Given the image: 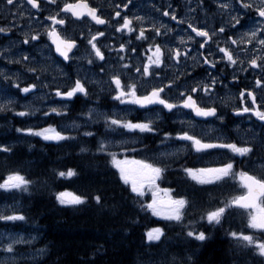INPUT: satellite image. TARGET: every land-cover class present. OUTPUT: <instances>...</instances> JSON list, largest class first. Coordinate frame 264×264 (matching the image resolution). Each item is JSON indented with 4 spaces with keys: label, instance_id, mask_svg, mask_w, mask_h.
<instances>
[{
    "label": "flooded vegetation",
    "instance_id": "af4514ba",
    "mask_svg": "<svg viewBox=\"0 0 264 264\" xmlns=\"http://www.w3.org/2000/svg\"><path fill=\"white\" fill-rule=\"evenodd\" d=\"M65 2H75V0H56L55 4L50 3V0H38L40 5L38 9H33L27 3V0H14L11 6L6 4V0H0V28L11 29L8 32L0 33V70H2V74H0V93L6 96L10 95L13 98V103L8 105L6 110L12 109L16 106L18 100L24 98V94L18 91L15 84L24 87L27 84L34 83L37 84V88L32 89L25 95L27 98L34 91H39L36 109L57 108L60 110L64 108L63 110H76L79 112L75 115L76 118L82 119L83 110H86L87 107L100 105L109 112L110 116L116 119L132 120L133 122L143 119L154 121L156 131L146 134V132L142 133L137 130V139L131 140L123 147L144 142L146 136L158 142H175L178 131L189 130L186 125H182V122L187 121H192L195 125L192 134L206 132L210 138L209 140L214 139V136L208 131L209 127L213 125L224 133L226 132L225 129L228 131L229 128L228 132L231 133L233 125L236 123L234 117L236 114L233 109L245 106L253 107L246 92L244 101L241 103L239 92L242 89L252 90L256 96V106L264 110L262 93L264 88L257 91L258 87L255 86L253 79L260 74L261 69L240 63L229 67L227 61L220 60L223 53L218 52L216 44L219 41L221 47H229L231 46L230 41L225 43L229 36L235 39L239 34L247 31L252 24L250 18L254 17L252 10H240L237 5L236 10H233L230 14H222L217 9L215 0H203V2L201 0H131L128 8H124L123 5L129 3V0H88L90 6L98 7V14L109 21L108 24L98 25L91 21L90 17H81L77 20L70 13L60 12ZM166 9L170 13L175 11L177 19L172 20L171 15L164 16L163 13ZM116 11H120L121 16H115ZM57 13H59L58 19L62 18L66 21L64 25L55 26L57 31L61 35L75 39L79 46L69 53L70 59L67 61L56 52L55 46L46 34L47 29L54 26L47 17ZM124 15L145 18L142 22L133 21V28L138 33L139 28L144 27L146 29L145 34L148 37L146 41H137L136 36L126 30L116 31L118 23L123 22L122 17ZM232 16L240 19V25L236 26L234 30L225 25L226 21H231ZM189 23L197 27L206 26L210 32L225 25V32H217L204 48H200L199 44L203 42V39L195 36V33L188 28ZM153 25L157 27L160 25L166 26V28H161V35L157 36L154 42L160 44L164 51L163 63L156 69L161 77H166L162 81L151 76L141 77L135 71L137 67H140L142 71L143 63L147 62L148 56L152 54L148 51V48L150 44H153ZM167 29L172 31L166 33ZM97 31L104 33L103 37H97V46L101 48L105 57L102 61L95 57L94 53L91 52V46L87 44L90 34H95ZM32 35H37V39L32 40ZM189 35L193 36L194 40L188 41L187 37ZM178 37H183L186 44H181ZM25 39L29 41L27 44L23 43ZM122 43L126 46L120 51L119 46ZM165 45L167 48H164ZM232 46L236 48L238 53L234 55H240L241 52L238 50L242 48L241 44ZM168 48L178 49L181 53L179 59L169 58ZM132 49H136V51L133 52ZM209 51L213 55L209 56ZM24 57H27V59H24ZM205 57L216 61L214 69L211 65L204 64ZM41 60L43 61L42 64ZM89 60H92L93 63L90 64ZM16 61H19V63ZM125 64L130 65V67L128 69L123 68L122 66ZM42 66H45L46 70L49 69V66H52L51 74L55 75L57 72L58 75H55L52 79L50 74L43 71ZM152 67L155 68V66ZM28 69H35V71L30 72ZM241 69L247 70L242 71ZM261 72L260 79L264 80V72L262 70ZM209 73L211 76L217 77L216 85L207 94L198 91L193 96L198 103L203 101L201 103L202 107H215L218 115L223 116V120L214 117L199 119L201 117L195 116L190 109L182 107L172 111L163 109L162 105H148L145 108H139L136 105L126 106L121 104L120 101L112 99L115 95L112 90L115 85L110 83L112 75L119 74L124 83L129 80L137 83L138 95L144 94L154 85L167 84L168 79H173L176 86L166 90L164 98L167 99L171 96L170 102L178 103L180 92L189 90L200 81L210 83ZM233 76L236 77L235 80H233ZM176 77H179V79H176ZM77 78L84 83L88 95L77 93L71 98L64 97L62 106L57 105L56 103L60 100L54 95L55 89L59 87L61 91H66V81L73 84ZM218 81L229 83L232 85V89L236 91L237 96L235 97L234 107H226L223 94L215 95V88L219 90L220 87ZM141 84L144 85V88L139 87ZM34 109H29L28 113L30 114L23 116V118H26L28 126L33 125L31 110ZM157 113H159V119H157ZM242 114L256 122V117L251 113ZM259 123L261 124L260 121ZM80 126V130L85 127H89L88 130H91V127L85 121H82ZM115 128V135L125 133V131H121L122 127L115 126ZM165 132L171 133L172 139L165 140ZM182 143L190 144V142ZM140 151L141 149L137 152ZM199 155L204 154L199 153ZM175 167L174 165L171 166V168ZM255 173L258 174V172Z\"/></svg>",
    "mask_w": 264,
    "mask_h": 264
},
{
    "label": "snow or ice",
    "instance_id": "6c2138e0",
    "mask_svg": "<svg viewBox=\"0 0 264 264\" xmlns=\"http://www.w3.org/2000/svg\"><path fill=\"white\" fill-rule=\"evenodd\" d=\"M203 2V0H201ZM216 7L221 13L230 14L233 10H236L237 5L240 10H252L254 12V17H251L252 24L247 31L239 34L237 38H233L229 36L227 38V43L230 41L231 45H254L252 51L257 52L251 59L247 60V63L252 68H262L264 69V0H256L255 3L252 0H215ZM14 0H6V4L11 6L13 5ZM27 3L31 5L33 9H38L40 7L38 0H27ZM50 3L55 4L56 0H50ZM129 3H125L123 5L124 8H128ZM191 11V9H189ZM62 13H70L72 17H75L79 20L81 17H90L91 21H94L98 25L108 24L109 21L104 19L100 14H98V7H92L88 3V0H75V2H65L63 3V7L60 9ZM23 15V13H21ZM57 14H53L47 17L49 21L52 22L53 27L47 29L46 34L49 39L52 41V44L55 46V50L64 60H69V53L72 52L74 48H78L77 41L72 38H68L64 35H61L59 31H57V27L59 25L65 24V19H58ZM164 16L171 15L172 20H176V13L172 11L171 13L166 9L163 13ZM115 16H121L120 11L115 12ZM123 22L118 23L116 27V31L119 32L121 30H126L129 33H133L136 36L137 41H146L148 37L146 36V29L144 27H140L138 33L133 28V21L142 22L145 18L140 16H128L124 15L122 17ZM225 25L230 27L231 29H235L236 26L240 25V19L236 16L231 17V21H226ZM225 25H222L219 29L212 30L211 32L207 29L206 26L197 27L192 23L188 24V28L191 29L193 33H195L196 37H200L203 39V42L199 44L200 48H204L209 41L212 40L217 32L224 33ZM161 28H166L165 25H160L159 27L153 25L152 30L154 35L152 36L153 44L149 45L148 51L152 53L148 56L147 62L143 63L142 71L140 67H137L135 71L141 77H153L159 78L161 81L166 79V77H161L160 73L156 70L163 63L162 57L164 55V51L160 44L154 43L157 36L161 35ZM11 29L9 28H0V33L8 32ZM172 31L171 29H167V32ZM165 33V34H166ZM104 33L97 31L95 34H90V38L87 39V44L91 46V52L94 53L95 57L99 60H104V54L101 51V48L97 46V37H103ZM32 40L37 39V35L31 36ZM181 44H186V41L183 37H178ZM188 41L194 40V37L189 35L187 37ZM29 41L25 39L23 43L27 44ZM130 43V42H129ZM217 49L219 53H223V56L220 57L221 61H227V65L230 67L232 65H236L238 62L243 64L244 61L239 59V55H234L233 51L230 47H221L219 41L216 42ZM125 44H120L119 50L122 51L125 48ZM107 47V46H105ZM164 48H167L165 45ZM133 52L136 49H132ZM169 58L179 59L181 53L180 51L173 50L168 48ZM239 52H246L245 48H240ZM186 55V53H185ZM203 55V53H201ZM209 56L213 55L211 51L208 53ZM27 59V57H24ZM123 59V57H121ZM11 62V61H10ZM19 63V61H16ZM204 64L211 65L214 69L216 67V61L209 60L207 57L204 59ZM89 63H93L92 60H89ZM152 66H155L153 68ZM125 69H128L130 65H123ZM242 71H246L247 69H241ZM30 72H34L35 69H28ZM103 71V69H101ZM0 74H2V70H0ZM7 79V77H5ZM179 79V77H176ZM236 77L233 76V80ZM210 83H204L202 81L197 82L195 86L191 87L189 90L184 92H180L179 102L172 103L170 100L172 99L169 96L167 99L164 98V94H166V90H170L175 85V80L168 79L167 84L160 83L158 85H154L147 90L144 94L138 95V85L135 82L129 80L127 83L122 82L120 75H112L110 77V83L115 85V88L112 89L115 92V95L112 97L113 100L120 101L121 104L124 105H136L139 108H145L148 105H162L163 109H167L169 111L176 110L179 108L190 109L192 113L197 117H214L219 120H223V116H219L217 113V109L215 107H202L201 103H198L194 98L193 94L198 91H202L207 94L217 83V77L211 76L209 73ZM255 86L258 88H264V80L257 78L255 80ZM15 87L19 92L29 93L32 89L37 88V84H27L25 87H19V84H15ZM140 88H144V85L141 84ZM245 92L247 93V97L251 99V103L253 107H240L234 108L233 112L236 115H241L242 113H251L255 117L258 118L259 121L264 122V110H262L259 106H256V96L255 93L250 89H242L239 92V97L241 103H243L245 98ZM77 93H82L85 96L88 95L86 87L84 83L77 78L73 85L67 89V91H61L59 87L55 89V95L60 97L71 98ZM231 99V98H229ZM13 103L11 99H5L3 102H0V111H4L7 109L8 105ZM56 113L60 114L59 109L57 108H49L48 112L43 113L46 117L48 113ZM18 116H26L29 115L27 111H20L16 113ZM91 115V110L88 113ZM157 119H159V113L156 114ZM105 122L108 127H122L128 129L129 131L138 130L139 132H154L156 131L154 121L151 119H143L137 120L133 122L132 120H124V119H116L113 116H106ZM182 125H186L189 130H181L176 133V139L181 142L188 143L190 142L191 147L195 149L196 152L202 153L204 155H208L209 153L205 150H228L229 153L234 154L235 156H239L242 158H251V154L255 151L253 145L251 143H236V142H223V136H217L216 142H208L210 139L207 136L206 132H202L199 134H192V130L195 128V125L192 121L182 122ZM17 132H25L29 135L39 136L44 140L51 141H62L69 139L64 131L57 130L53 125H48L46 128H17ZM208 131H211L209 129ZM85 135L91 136L92 133H85ZM164 139L170 140L172 139L171 133L165 132ZM110 141H101L97 144L96 151L97 152H105L109 146H111ZM117 145L120 146V152H127L128 149L123 147L122 142L117 141ZM0 149L5 152L11 151L10 147L5 145H0ZM86 148H81V151H87ZM108 155L111 157L112 166L118 171L120 180L125 185H130V190L132 193L136 194L137 197L143 196L145 189H152V200L141 204V209L150 210L154 216L163 217L164 220L172 222L175 221L177 223H182L187 208L191 205V202L184 195H180L179 193L173 195L172 189H159V185L156 183L158 179L161 178L162 174L165 171L164 167H161L159 163L150 162L149 160H136L134 158L130 159L128 156L120 157L116 152H109ZM162 156L165 154H161ZM261 161H264V156L259 157ZM215 162V161H214ZM259 169L264 171V162L257 165ZM183 172L186 176L190 177L197 184H212L216 183H224L228 180H233L238 182L242 191L240 195H234L229 197L226 201H221V206L215 207L211 210H207L206 212L201 213L200 220L207 221L208 225H219L222 222V218L225 215L226 209H230L233 206L237 208L247 210V228L249 230H264V176H257L250 174L248 171H236L234 168L233 160L228 159L227 162H218L215 167H207V168H184ZM59 177H75L77 173L74 169L68 168L66 171H59L56 173ZM32 183L29 179L26 178L25 175L21 174L20 171H11L7 174V176L0 181V189L5 191L13 190V189H21L23 191H27L29 185ZM158 193H162L163 195H158ZM56 200L61 205L66 206H82L86 204L89 200V196L87 194H77L75 192H69L67 190L55 193ZM97 204L101 201L100 195H95L91 197ZM25 216L19 211H14L11 215H3L0 214V220L4 221H24ZM195 223V221H189V225ZM227 235L236 241L238 247H242L243 249H252L255 255H258L261 258H264V240L256 237L252 234L251 231L245 232L241 231H230ZM164 236V229L157 226L150 228L146 231L145 237L148 242L160 241ZM186 236L194 241L204 242L208 239V234L204 230H194L189 229L186 232ZM36 237H32L30 240H26L23 235L17 233H8L6 236L3 233H0V250H3L6 254H13L16 251V246L26 243H31L35 240ZM45 249L37 250L38 255H43ZM176 257H172L171 264H175ZM186 260L188 264H192V257L187 256ZM0 264H17V257L15 255H6L3 258H0Z\"/></svg>",
    "mask_w": 264,
    "mask_h": 264
},
{
    "label": "trees",
    "instance_id": "16d2710c",
    "mask_svg": "<svg viewBox=\"0 0 264 264\" xmlns=\"http://www.w3.org/2000/svg\"><path fill=\"white\" fill-rule=\"evenodd\" d=\"M76 112L68 111L69 117ZM59 119L49 115L42 125L58 126ZM16 122L10 135L21 136L23 141L10 144L11 151L0 149V181L9 172L20 171L32 183L27 191L0 189V214L19 211L26 218L0 220V233H36L34 242L17 245L16 251L45 249L42 256L22 258L17 264H171L172 257L177 258L175 264H188L187 256L192 257V264H264V258L255 255L252 249L238 247L227 235L238 227L232 215L234 208L226 209L219 225L210 226L207 221L186 225L158 218L150 210L141 209L145 200L132 193L108 166L102 152L96 151V130L64 131L70 138L62 141L33 135L28 140L27 133L16 129L29 126L26 122L21 125ZM6 137L2 136L0 144L4 145ZM81 148L88 150L82 152ZM85 161L95 171L86 167ZM68 168L74 169L77 176L56 175ZM63 190L87 194L89 200L82 206L61 205L55 193ZM95 195L101 196L99 204L91 199ZM221 198L218 185L190 194L191 203L197 205L202 201L213 205L212 202H220ZM198 208L203 210L201 214L215 207ZM237 221L240 231H249L247 217L240 216ZM157 226L164 229V236L160 241L148 242L146 231ZM190 228L204 230L208 239L191 240L186 236ZM176 233L179 234L175 236ZM3 252L0 250V255Z\"/></svg>",
    "mask_w": 264,
    "mask_h": 264
},
{
    "label": "rangeland",
    "instance_id": "374dc122",
    "mask_svg": "<svg viewBox=\"0 0 264 264\" xmlns=\"http://www.w3.org/2000/svg\"><path fill=\"white\" fill-rule=\"evenodd\" d=\"M252 2L255 3L256 0H252ZM248 46L249 47H246V45H243V44L241 45L242 48L246 49V52H241L240 55H239V59L244 61L243 64H248L247 60L251 59L254 55L257 54V52H253L252 51L254 45H248ZM231 50L233 51V54H238L236 52V48H233V46L231 47ZM40 62L42 64L43 61L41 60ZM248 66L251 67L249 64H248ZM42 68H43V71H45L47 74H50L52 76V79H53V77L55 75H58L57 72L55 73V75L51 74L52 66H49L48 70H46L45 66H42ZM260 69L264 72V69H262V68H260ZM261 70L260 71L258 70L260 72V74L256 78H253L254 81L257 78L260 79V77L262 75ZM255 72H257V71H255ZM218 83H219L220 87H219V90H217V88H215V92H216L215 95L223 94V96L225 98L226 105L227 106H229V105L235 106V97L237 96V93H236L235 90L232 89V85H230L229 83L222 82V81H218ZM66 85H67V89H68L73 84L71 82L68 83L66 81ZM67 89H66V91H67ZM260 90H261V88H259V90L257 88V91H260ZM20 93H22V92H20ZM262 93H263V99H264V92H262ZM23 94H24V98L22 100H18L15 107H13L10 110L0 111V133L2 135H4V136L8 135V138L5 139L6 140L5 146H7V147L9 146L8 144L21 143L22 142V139L19 138L18 136H11L10 135V131H11V128L13 126V122L15 120V117L9 116V115H17L16 113H18L20 111L29 112L28 111L29 109H34L35 106L38 104L36 100L39 98L38 97L39 91L38 92L34 91L32 94L27 96V98H26V95H25L27 93H23ZM55 97L60 100L56 104L62 106L64 97H60V96H56V95H55ZM229 98H231V99H229ZM5 99H11L12 100L13 98H11L10 95L6 96L5 94L0 93V102H3ZM38 110H40V109H38ZM38 110L35 108L34 111L31 113L32 114V119L35 121V126H37L39 128H46V126L42 125V122H43V119H44L43 118V116H44L43 113L48 112L49 109L45 110L42 113H40V111H38ZM90 110H91V115L88 114ZM50 113L51 112H49L48 114H50ZM83 113L84 114H83L82 119L81 118H77V119L70 120L68 122L64 121L58 127L56 125H53V126L57 130L65 129V128H73L75 126H80L82 124V121H85L89 125L95 126L96 130H99L100 132L104 133L105 134V138L112 137L113 139L123 143L124 139L119 138L117 135L113 134L116 131L115 126L114 127H108L106 125L105 117L109 116V112L105 108L101 107L100 105L99 106L98 105L91 106V107H87L86 110L83 111ZM17 117H18V115H17ZM121 131H128V129L121 128ZM132 131L134 133L137 132V130H132ZM220 136H223V135L221 134ZM236 136L238 138V143H245V142L246 143H251L253 145V147L257 149L256 151H257V155L258 156L253 159V161L249 164V166H251V168L259 169L257 167V165H259L260 163L264 162V161H261L259 159V157L264 156V126H257L253 122H249L247 125L241 126V128H238V130H235V134L233 135V137L235 138ZM105 138L103 137L102 141H106ZM112 138H109L110 139L109 141H112ZM225 138L227 140H223V142H232L233 141L232 137H230V136H226ZM161 146H163V145H161ZM177 148L178 147H173V146H169L168 147V149L169 150H173L174 153L176 152ZM225 151L226 150L220 151V153H219L220 157L224 154ZM84 163H85L86 167H88V168L92 169L93 171H95V168H92L94 166L89 164L88 161H85ZM178 180H180V177L178 178ZM237 188H238L237 189L238 191L237 190L234 191L232 194L229 195V197L234 196V195L242 194L243 190L241 189L240 185H238ZM158 195H159V193H158ZM221 199H222V201H224V198H221ZM212 206L213 207H218V206H221V204L220 203H215ZM234 214H232V215H233L235 221L238 223L237 216H236L238 214L235 213V212H234ZM243 214H245V213L243 212ZM195 215H198V213H196ZM8 233H17V234L23 235L26 240H30L32 237H36L37 238V234L36 233H32V234L28 235V234H24L22 232H12V231L11 232H8V231L3 232V234L5 236ZM183 237H184V235H183ZM35 240H33L32 242H34ZM26 244H29V243H26ZM39 249H42V248L15 251V253H13V254H6L5 252H3V254L0 255V258L5 257L6 255H9V257L11 255H15L17 257V262H19V260L22 259V258L32 259L33 257L42 256V255H38V253H37V250H39Z\"/></svg>",
    "mask_w": 264,
    "mask_h": 264
},
{
    "label": "bare ground",
    "instance_id": "6f19581e",
    "mask_svg": "<svg viewBox=\"0 0 264 264\" xmlns=\"http://www.w3.org/2000/svg\"><path fill=\"white\" fill-rule=\"evenodd\" d=\"M154 256H155V255H154ZM155 258H156V257H155ZM158 259H159V257H158ZM158 259H157V260H158ZM151 260H153V259H151ZM160 262H161V261H160Z\"/></svg>",
    "mask_w": 264,
    "mask_h": 264
}]
</instances>
